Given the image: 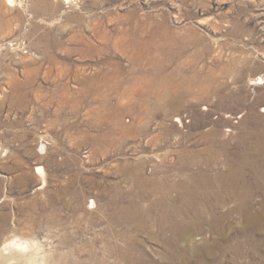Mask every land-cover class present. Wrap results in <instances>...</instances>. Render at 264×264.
I'll return each instance as SVG.
<instances>
[{
  "label": "rangeland",
  "instance_id": "1",
  "mask_svg": "<svg viewBox=\"0 0 264 264\" xmlns=\"http://www.w3.org/2000/svg\"><path fill=\"white\" fill-rule=\"evenodd\" d=\"M13 241L10 264H264V0H0Z\"/></svg>",
  "mask_w": 264,
  "mask_h": 264
},
{
  "label": "bare ground",
  "instance_id": "2",
  "mask_svg": "<svg viewBox=\"0 0 264 264\" xmlns=\"http://www.w3.org/2000/svg\"><path fill=\"white\" fill-rule=\"evenodd\" d=\"M8 1L13 2L14 0H8ZM29 248H30L29 244L25 242L13 241V242L8 243L0 250V264H10V260L12 259V257L7 256L8 251L18 249V252L22 251V252L27 253L26 251H28ZM34 259H35L34 256L30 255V256H26L25 258L22 257L21 262H18V263L23 264L22 262H25L24 264H37V262Z\"/></svg>",
  "mask_w": 264,
  "mask_h": 264
}]
</instances>
